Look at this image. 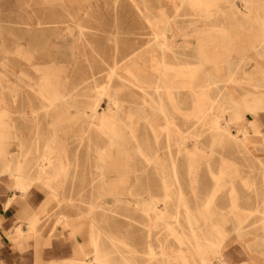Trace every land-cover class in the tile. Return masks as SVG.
<instances>
[{
  "label": "rangeland",
  "instance_id": "374dc122",
  "mask_svg": "<svg viewBox=\"0 0 264 264\" xmlns=\"http://www.w3.org/2000/svg\"><path fill=\"white\" fill-rule=\"evenodd\" d=\"M251 1L258 5L253 4L248 13L243 1L232 0L243 15L234 17L236 20L228 4L222 2L220 8L226 14L223 21H205L199 12L180 0H53L51 4H41L42 0H0V110L5 107L11 111L0 122L12 126L17 137L2 144L12 161L18 159L20 163L15 167L23 175H37L36 163L50 140L59 159L66 164L65 171L53 183L60 195L57 200H47L48 192L39 184L29 186L26 192L13 189L11 178L6 176L1 178L0 191L6 189L5 197L10 191L23 196L31 191L36 193L45 205L39 223L50 232V237L77 236L84 242L87 256L93 253L89 228L87 223L80 225L76 219L93 205L90 217L99 228L98 247L105 252L113 251L105 234L123 242L127 247L118 243L116 246L133 264H181L167 261L161 253L192 251L190 246L177 242L176 234L191 236L182 203L195 217L209 203V210L217 217L215 221L223 225L226 249L235 245L244 251L245 245H253L252 252L244 253L256 264H264V109L254 115L244 113L237 123L228 121V110L218 114L221 127L227 126L230 133L240 128L247 131V121L256 120L260 133L247 134L248 149L238 148L225 138L216 141L207 124L210 116L202 123L183 116L193 107L190 91L181 87L176 93L182 103L180 110L172 111L166 102L175 124L174 132L178 133L171 139L170 148H166L164 133L155 138L142 122L137 126L136 134L145 154L149 161L157 158L158 163L130 153L132 161L126 165L127 153L119 154L116 173L106 166L102 179L97 152L106 146L108 139L99 125H90L84 115L95 101L102 113L109 104L108 95L117 97L122 112L134 111L137 90L126 81L125 70L133 69L139 60L148 64L154 42L153 29L143 16L151 23L162 17L169 24L174 35L165 32V37L179 46L178 52L184 54L185 63L191 67L197 63L194 51L204 46L206 55L213 60L198 73L197 81L214 103L234 104L246 94L264 97V42L259 33L264 36V23L255 21L256 16L262 17L264 13V0ZM218 28L227 30L229 36H195L196 32ZM17 47L24 51L21 56L13 52ZM45 67L53 71L50 78L55 82L46 94L56 91L68 96L66 101L55 102L56 108H48L49 103L40 97V92H45L38 86ZM206 73L212 79L208 84L202 82ZM153 122L158 127L163 125L159 118ZM237 136L243 140L241 133ZM181 137H185L186 149L175 145ZM124 138L131 151L133 141L127 135ZM194 141L198 144L196 150L192 148ZM117 152V149L111 152L113 159ZM190 158L195 160L192 167ZM170 159L174 161L183 201L172 194L165 204L161 178L164 176L170 182ZM126 167L128 181L113 182L117 174L125 173ZM149 196L157 200L159 208L165 205L167 209V216L156 223L153 215L144 211ZM78 223L80 230L70 234L72 224ZM166 223H173L172 231L165 227ZM211 231L201 228L194 232L209 238L206 232ZM230 254L234 258L231 264L246 263L241 252ZM111 256V264H121L119 255L112 252ZM211 264L217 262L212 259Z\"/></svg>",
  "mask_w": 264,
  "mask_h": 264
},
{
  "label": "bare ground",
  "instance_id": "6f19581e",
  "mask_svg": "<svg viewBox=\"0 0 264 264\" xmlns=\"http://www.w3.org/2000/svg\"><path fill=\"white\" fill-rule=\"evenodd\" d=\"M180 1L182 3H186L189 7L199 12L200 17L205 21H223L226 14L223 9L220 8V4L222 2L228 4L229 11L233 18L243 16L236 9L232 0ZM241 1L244 2V8L247 9L248 13L250 7L253 4L258 5V2L254 3L251 0ZM52 2L53 0H42L41 4H51ZM143 18L153 29L154 42L150 53H148L150 56V59L147 61L149 62L148 64H146L144 60H139L135 62L133 69L129 67L125 70L127 76V78H125L126 81L129 85L133 86L137 90L134 92V111L129 113L122 112V106L118 102L117 97L108 95L109 104L106 109L102 111V113L98 112L97 101L87 107L88 113H84V115L89 118V124L94 126L99 125L101 133L106 135V138L108 139L105 144L106 146L100 148L97 152V155L100 158V166L98 167L100 178H104L103 172L105 171L106 166H108V169H112V171L116 173L115 169L118 168H116V166L119 165L117 155L119 154L125 155V153H127L128 159L124 160L126 165H130V162L132 161L130 156L131 154L141 157L144 161H149L147 155L144 152L143 144L139 142L138 136L136 134L137 126L140 122L146 125L155 138L160 135V132L164 133L167 140L166 148H170L172 146L170 141L171 139H174V136L178 133L174 132L175 124L171 119L170 112L167 110L166 102L172 111H179L182 103H180L177 99L176 93L181 87L188 88L192 97L191 102L193 110L190 113L183 115L185 118H192L197 120V122L202 123L204 118L210 116L211 120L207 124L208 128L213 131V134L217 139L216 141H220V139L225 138L228 141L235 142L238 148L248 149L245 143L247 139L246 135L249 133H260L256 120L247 122L249 130L246 131L245 128H240L239 131H232V133H230L227 126L221 127L218 114L228 110L230 114L228 121L231 123H237L241 121L244 113H250L254 115L260 110H263L264 97L257 94H246L245 96L240 97V99L234 104L218 105L214 103V101L210 100L208 97L206 91L203 89V86H201L202 83L197 81L198 73L203 70L207 62L213 60L206 55L204 46L200 45L197 50L194 51V57L197 63L195 66L191 67L189 64L185 63L186 61L184 60V54L178 52L179 46L174 41H168L167 37H165V32H170L172 35H174L169 24H167L162 19V17L157 19L154 23H151L147 16H143ZM245 18L249 20L247 17ZM255 21L264 23V13L262 17L256 16ZM40 24L41 23L37 22V25ZM259 33L261 41L264 42L263 33ZM212 35H218L222 38L229 36L228 31L223 28L211 30L210 32L199 31L195 34L196 37L200 38L210 37ZM202 43L203 42H200V44ZM254 50L256 51V49ZM13 52L20 56L24 53V51L18 47L15 48ZM218 59L219 58L217 57V60ZM54 65L55 64L53 63V66ZM43 70L44 71L38 86L40 90H44L45 92H40V97L49 103L48 108H56L54 103L58 101H66L68 96L58 94L56 91L46 94L47 89L51 88V86H54L55 82H53V80L50 78V76L53 74V71H51V69L47 70L46 67L43 68ZM112 75H115V73L112 72ZM210 77L211 74H204L205 80L202 82H206L207 84L210 83L212 80ZM102 91H106V89H103ZM147 108L149 111H147ZM10 115L11 111L4 107L0 110V121L8 118ZM156 118L162 120L163 125L160 127L154 125L153 120ZM13 129L14 128L8 125L6 122H0V182H2L1 178L3 176L9 177L12 180L11 188L21 190L23 192H26L31 185L39 184L41 185V188L47 190V195L49 197L47 200H50V198L57 200L60 198V195L53 187V183L57 182L62 172L65 171L64 169L66 164H64V162L59 159L52 140H50L49 143L44 147L45 150L39 156V161L36 163L38 171L37 175L32 177L23 175L18 171L19 169H16L15 167L20 163L18 159L15 160L16 162L12 161V157L8 156L10 153L6 152L5 146L2 144L6 139L9 138L16 140L17 137L14 135ZM238 133L243 135L242 141L238 140ZM126 135L133 141V146L131 148L132 152L125 146L126 142L124 137ZM184 140L185 137H181V139L179 138V143L175 145L179 148L186 149ZM192 146L193 149H198L197 141H194ZM115 149H117L118 152L115 154V159H113L111 152ZM189 160V167H192L193 161L195 160L194 158H190ZM149 162L157 164L158 159L153 158ZM169 162L172 174V176L168 178L170 179V182H168L167 178L164 176L161 178L163 191L162 198L164 199L163 203L165 204L166 199H168L172 194H175V196L180 201H183L182 191L176 180L174 161L170 159ZM127 168L128 167H126L124 170L125 173L123 172V174H117V179L112 181L116 184L126 183L128 181V173L126 172ZM121 175L125 177V179H122L120 177ZM220 178L225 177L221 176ZM172 185H174L173 189L171 188ZM218 186L219 185L216 187ZM148 200L149 201L144 205V211L153 215L155 223L163 220V218L167 216V209L165 205L162 208H159L156 205V199L149 196ZM208 204L209 203H205L201 211L199 210L197 217H195L191 213L190 209L184 203H182L184 208V219L186 221L187 228L191 231V236L187 238L184 234H176L177 242L180 246H190L192 251L180 249L176 252L171 251L167 254L161 253L162 256L166 257L167 261H176L180 262L181 264H211L212 259L217 262V264H231L233 262V255L230 254L232 251L229 248L226 249V245L223 243L225 238V233L221 231L223 225L215 221V218L217 217L209 210ZM44 208L45 205H41L40 211L42 212ZM92 208L93 205H89L87 213L80 212L79 218L76 220L80 221V225H83L82 223H87L89 228V245L93 247V253L91 256H87V254L84 253V250L83 253L77 251V258L72 264H82L83 262L86 264H111L112 252L119 255L121 264H133L128 259V257L116 246L117 243L122 244L123 242H117L116 239L105 234V238L113 247V251L105 252L98 247L96 234L99 232V228L93 221L92 217H90ZM199 220L202 221V224L199 223ZM80 225L79 223L77 225L72 224L73 230H70V234H74L80 230ZM200 226L202 229L208 228L213 230V232H206L209 235V238H203L202 233L194 232L195 230H201V228L199 229ZM165 227L172 231L174 225L173 223H166ZM240 229L241 226L236 228V230ZM236 234L239 236L240 232H236ZM237 239L239 242H241L240 238L237 237ZM262 244L264 245V242H262ZM122 246L127 247L125 244H122ZM251 246L253 245L247 244L244 246V248L246 251L252 252L253 249ZM79 248L84 249L83 247ZM241 254L245 257V264H256L252 258H247V255L244 253V251H242ZM151 255L153 258L154 254Z\"/></svg>",
  "mask_w": 264,
  "mask_h": 264
},
{
  "label": "crops",
  "instance_id": "0c3cea01",
  "mask_svg": "<svg viewBox=\"0 0 264 264\" xmlns=\"http://www.w3.org/2000/svg\"><path fill=\"white\" fill-rule=\"evenodd\" d=\"M5 191H0V264H72L76 252L83 253L79 247L85 248L84 242L77 236L50 237L39 223L42 199L36 193L23 196L10 191L5 197ZM231 251L242 252L235 245Z\"/></svg>",
  "mask_w": 264,
  "mask_h": 264
}]
</instances>
